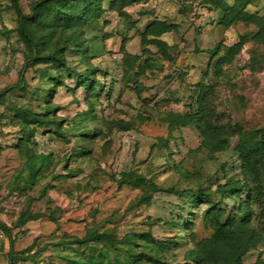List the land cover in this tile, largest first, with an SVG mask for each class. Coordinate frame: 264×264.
<instances>
[{"label": "rangeland", "instance_id": "obj_1", "mask_svg": "<svg viewBox=\"0 0 264 264\" xmlns=\"http://www.w3.org/2000/svg\"><path fill=\"white\" fill-rule=\"evenodd\" d=\"M60 1L0 0V191L19 195L0 211L9 230L0 226V264H90L99 253L91 264H264L255 200L264 166L259 175L247 170L233 132L236 124L264 131V0L230 28L221 24L224 11L203 0H96L97 25L83 36ZM156 20L172 29L161 37L170 59L162 46L142 43ZM83 40L90 41L85 63L106 73L103 91L78 84ZM37 52L59 60L38 64ZM123 55L138 63L130 87L122 82ZM90 110L99 120L68 132L89 135L81 158L72 139L43 128L52 117L58 126ZM45 154V172L28 179L29 163ZM68 163L78 176H67ZM94 230L106 234L102 242L85 241Z\"/></svg>", "mask_w": 264, "mask_h": 264}, {"label": "trees", "instance_id": "obj_2", "mask_svg": "<svg viewBox=\"0 0 264 264\" xmlns=\"http://www.w3.org/2000/svg\"><path fill=\"white\" fill-rule=\"evenodd\" d=\"M257 1L259 0H236L233 5H228L226 0H203V2L210 8L217 7V9H220V10L222 9V11H224L225 15L221 20V24L224 25L226 28H230L234 26L242 18H245V19L252 18L253 15L249 14L247 11L248 6L253 5ZM59 3H61L63 6H66V4H67V7L70 6V8L68 9L69 11L68 17L70 19V24L75 26L79 23V27L81 28V36H83V33L85 32L84 30L86 27L97 25L95 21L98 18H93L91 16L93 9L98 6V3L96 0H61ZM57 9H59L58 6H57ZM17 11H18V14L20 15L19 21L22 23L24 16L21 15V12L19 9H17ZM171 30L172 29L168 26L166 21L156 20L154 23L148 25L146 28V31L144 32V34H142V37H141L142 43L143 44H156L158 46H162L163 48H161V51L165 49L163 51L164 56L170 59L169 55H167L166 53L167 52L166 49L171 46L168 45L165 41H163L161 37L164 34L170 32ZM20 33L29 43L33 44V40L22 29H20ZM109 37L110 36L104 37V39H108ZM89 42H85L83 40L81 44H78V48H79L78 50H79V54L81 55V60H82L81 66L85 67L84 69L85 71H82L81 74L78 75V79H77L78 84L88 91H94L98 87H102V91H103V87L105 86V82L107 79V77H104L106 73H103L100 67H95V65H93L92 63L86 64L85 63L86 60H84L85 58H87L89 51H90V45L88 44ZM243 43H244V40H242L238 45H235L233 47V52L231 51L228 57L232 58L234 54L238 52V50L243 45ZM33 47L36 48L34 44H33ZM35 59L37 60L38 64H49L53 60L55 61L59 60L56 54L50 55L48 57H43L39 54V52H37V54L35 55ZM136 65H138V63L135 57L123 55V57L121 58L120 66H121V69L123 70L122 82H127L129 84L128 87H130L132 82L134 84H138V79H135V81H132L133 79L131 76V73L133 72V69L136 68ZM146 66L141 67V65H139V68L143 70L145 69ZM100 74L103 77L99 78L98 76ZM49 76H51L50 78L52 80H56L54 79L53 75L50 74ZM112 83L114 85V80L112 81ZM13 87L22 88L21 86H18V85L13 86ZM111 88L113 90V87ZM33 117H34L33 122L35 124L39 123L38 127L43 126L42 120H39L38 117H35V116ZM89 117L99 120L98 112L93 111V110L81 111V112L76 113V115L73 116L72 119H69V121L67 119H61V121H58V126H57V122L55 119L56 117H52V119H50L51 123L46 124V126L44 125L43 128L51 129L55 127L53 132L57 138L53 137L52 136L53 134L50 136V133L47 134L48 137H53L61 141H69L70 139H72L71 142L74 144V148L72 149V151H74L73 155L81 158V156L83 157L89 152L86 149L88 145L89 135H87V133L85 135L77 134V135H73L72 138H69L70 135L68 134V132L72 128L83 126L86 122V119ZM177 118L183 120L182 115L180 114L177 115ZM38 121H41V122H38ZM119 122L120 121H118L116 127H118L120 130H123V131H129L131 124L129 125L126 122L125 124L121 122L119 123ZM233 132L234 134H237L239 137L242 138L241 143L237 146V151L240 154L241 158L243 159L247 170L251 174L254 173L256 170L257 175H259V171L264 166L263 165L264 163V140L262 141L255 140L254 136L261 133L264 139V131L263 130H253L250 132H246L243 130V128L239 124H236L233 127ZM45 144L46 143H43V146ZM40 158H41V163L39 164H36L34 162L29 163L30 170H29L28 179L32 181H36L38 179V176L45 172L46 166L50 163V158L47 154L40 155ZM75 159L78 160V158H75ZM78 161L81 162V160H78ZM70 166L71 165L69 163L66 165L67 170L68 169L71 170L70 174L67 176H69V178L78 176L81 169H75V170L70 169ZM131 184L138 185V182L135 181V182H132ZM259 184H261V182H259ZM227 193L233 194L235 193V191L230 189L227 191ZM13 194H16L19 197V195L16 192H13ZM196 198L197 200H201L202 198H204L208 203H211L210 198L207 196H203V197L200 196ZM255 200H256L257 206L260 211V218L264 221V192H262L260 189H258L255 194ZM90 214H94V213H88L87 216H89ZM38 218H40L39 215L31 218V220L35 221ZM91 218H92L91 222L93 223L95 221L93 219V215L91 216ZM88 224L89 223H86V226ZM25 225L26 223H23L21 224L20 227H23ZM0 226L5 233L7 234L9 233V230L5 226H2V225ZM98 228L100 227H97L96 229ZM105 237H106V234L104 232L100 230H94L92 234H87L85 235L84 238H85V241H90V242L95 243V242H102L105 239ZM13 249H14V243L11 242V252L13 251ZM99 256H100V253L97 255V257L96 256L89 257L88 259L89 263L91 264V263H95L96 261H98L100 259Z\"/></svg>", "mask_w": 264, "mask_h": 264}, {"label": "built area", "instance_id": "obj_3", "mask_svg": "<svg viewBox=\"0 0 264 264\" xmlns=\"http://www.w3.org/2000/svg\"><path fill=\"white\" fill-rule=\"evenodd\" d=\"M19 197L16 194H9L0 191V211H8L11 206L18 204Z\"/></svg>", "mask_w": 264, "mask_h": 264}]
</instances>
